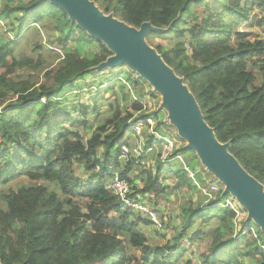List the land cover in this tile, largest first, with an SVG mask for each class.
<instances>
[{
    "label": "trees",
    "instance_id": "trees-1",
    "mask_svg": "<svg viewBox=\"0 0 264 264\" xmlns=\"http://www.w3.org/2000/svg\"><path fill=\"white\" fill-rule=\"evenodd\" d=\"M110 1L120 7L121 21L133 29L148 23L169 37L189 34L191 64L183 68L165 50L159 49V53L167 65L181 70L175 69L217 140L228 145L229 153L264 184V87L255 85L256 78L248 69L249 61L255 64L264 60V42L253 41L250 34L235 33V28L248 22L255 9L243 6L249 0ZM256 1V9L264 12V0ZM0 7V264H178L186 252L182 242L187 238L192 243L206 242L200 254L202 264H243L240 259L244 256L254 264H264L263 232L251 220H244L242 227L253 230L256 240L241 246L243 231L237 238L234 234L236 213L224 207L228 195L219 201H207V196L200 195L202 203L189 204L182 210V229H173L174 240L164 246L150 245L140 228L144 216L122 207L106 188L111 178L107 168L120 169L127 163L122 158L124 145L131 149L129 158L137 159L130 134L131 121L148 118L141 96L135 100L125 94L122 106L115 93V98L107 99L114 102L110 105L112 116L95 130L89 120L91 105L73 102L64 110L57 101H66L67 88L72 89L91 75L118 68L97 69L114 52L50 1L0 0ZM199 9L201 14H195ZM187 16L192 19H185ZM181 24L191 27L181 28ZM259 24L264 27V19ZM33 33L45 37V41H35L33 52L42 50L45 42L48 49L61 54L60 65L47 71L44 83L37 87L14 79L19 68H30L34 63L25 53L17 55L20 42ZM233 35L239 37L235 46ZM10 95L16 97L12 102L8 101ZM138 112L141 114L135 118ZM154 142L156 138L147 135L145 151L152 149ZM188 152L196 156L187 148L174 151L173 156ZM154 153L148 152L140 160L144 165L143 185L137 192L133 187L132 194L150 205L151 196L157 198L165 193L167 178L160 156ZM147 158L154 163H145ZM75 163L92 172V176L86 181L77 178ZM187 164L194 170L195 165ZM126 166L124 171L120 169L122 178L131 184L137 182L138 177L130 178V164ZM173 171L176 189L201 191L184 167ZM194 173L196 182L206 187ZM23 177L35 183L47 180L67 199L62 200L56 191L38 184L1 190ZM74 200L85 204L88 214L84 218L93 222L94 233L79 224ZM200 221L202 228L208 225L216 229L201 233ZM122 236L125 240L118 238ZM135 250H141L143 255L138 258L129 253Z\"/></svg>",
    "mask_w": 264,
    "mask_h": 264
},
{
    "label": "rangeland",
    "instance_id": "rangeland-1",
    "mask_svg": "<svg viewBox=\"0 0 264 264\" xmlns=\"http://www.w3.org/2000/svg\"><path fill=\"white\" fill-rule=\"evenodd\" d=\"M93 2L95 8H97L100 12H102L105 16H111L115 20L121 21V9L114 1L110 0H90ZM17 3L21 2V0H16ZM247 5V8H255L254 11H252L250 15V19L248 22L242 24L241 26H238L235 28L236 31L250 34L251 39L254 40H260L264 42V27L259 24L261 19H264V12L262 10L256 9L258 2L256 0H249L248 2L244 1L243 6ZM2 8L0 7V11ZM202 9H199L195 14L199 15L201 14ZM185 19H192L191 16L185 17ZM1 26H4L1 24ZM181 28H190L191 25L189 24H181ZM30 34V32H29ZM11 37V36H10ZM45 37L40 38L39 36L35 35L33 33L32 37H29L27 40H22L20 42L19 49L17 50L20 57L23 53L33 58V65L32 67H24L19 68L15 74L14 79L16 82H30L35 87L42 85L44 83V75L47 73V71L51 69H56L57 66L60 65V53L57 51H52L48 49L47 44L43 42L44 48L38 52H33L35 41L38 40H44ZM232 45H236V43L239 40V37L236 35L232 36ZM144 41L146 45L152 49L153 51L157 52L158 55L163 59L162 55L159 53V49L165 50L167 53L171 55L172 58L178 59V62H181L183 65V68L187 66L188 64H191L192 61H190V56L192 54V50L190 47L191 43V37L186 35L183 38H175L173 36L169 37L165 35L164 32H148L146 36L144 37ZM45 43V45H44ZM176 51L178 53H176ZM173 54H172V53ZM59 54V55H57ZM185 57H187L185 59ZM264 59V58H262ZM164 60V59H163ZM166 63V62H165ZM167 64V63H166ZM169 66V65H168ZM115 70L112 71H105L103 73H95L88 77L86 81L80 82L76 84L75 87L72 89L67 88L66 94H65V100L62 98H58L57 101L59 103H62V109L68 110V106L71 103H82L87 102L88 105H91V111L89 115V120L91 123V126L95 130L97 127L102 125L105 121L110 119L112 116V112L110 109L111 103H114L112 100H107L109 98H113L114 94L116 93L119 98L120 104L123 106L124 101L122 100L125 94H128L131 96L132 99L136 100V97H140V102L143 104V111L148 113V116L152 120L153 130L157 132L159 136L162 138H168L171 136L175 141H178L177 147L175 149L185 150V148L188 147V142L184 139H182L178 133V130L173 126V124L170 121L169 118V112L164 108L163 104V96L158 93L154 86L150 84L147 80L143 79L139 73L134 71L132 68H130L126 63H122L117 66ZM169 68L174 71L175 75L183 79L178 71H181L177 68H173L172 66ZM178 71H176V70ZM248 69L250 72L253 73V75L256 78L255 85L264 87V60L261 62L257 61L254 64V61L251 60L248 62ZM130 83V84H129ZM186 85V84H185ZM115 98V96H114ZM16 99L12 95L9 96L8 101L12 102ZM141 113H136V116H139ZM157 114V115H156ZM135 116V117H136ZM155 124L157 125L156 128ZM64 126H70L64 125ZM150 127V130H151ZM148 126L146 125L144 128L142 127V133H145V137L149 135ZM159 136H156L157 138ZM155 137V138H156ZM161 139V138H160ZM156 139V142H154V147L152 150H149L151 152H155V155L160 156L161 165L166 168L165 170V176H167L165 181V193L162 194L160 197H155L154 195L151 196L149 201H151V205L153 206V209H156L158 213V218L160 224L159 225H151L150 223L145 222L146 218L144 217L142 221H140V228L142 231L146 233L148 242L150 245H153L154 247L164 246L166 243L174 240L175 234H173V229L177 230V232H180L182 229L181 225V216H182V210L184 207H187L189 204H194V206H198L199 203H202V199L200 198V195H205V192H208V189H210L211 184H216L219 186L220 191L214 196V199L212 200H219V198H222L224 195L226 186L219 181L214 174H212L207 167L202 163L201 159L198 157V154L196 153V156L192 153H186L182 155H178L177 157H174L173 159L169 152L168 148V142H166L163 139ZM83 141L85 142V136H83ZM138 140H133L132 145L133 147H136L138 149V146L136 145ZM158 141V142H157ZM167 143V145L164 144ZM160 145V148H155ZM155 150V151H154ZM101 153V150H100ZM172 154V149L170 152ZM161 154V155H159ZM194 157L196 160L193 162ZM144 157H138L136 160L129 158L127 163L124 164V167H119L121 169V172L124 171V169L127 167L126 164H130L131 171L130 178L133 179L134 177H138L137 182L133 181L131 184L134 187V191H140L143 185L142 180V169L144 165L140 163V160ZM148 159V158H147ZM151 163L153 164L154 161L146 160L145 163ZM187 162L190 163V165L193 167L195 165V168L189 167ZM177 163V164H174ZM75 167V176L82 181L88 180L92 176V172L88 173L84 171V167L76 164ZM187 167L191 174L194 173V171L198 174L199 177L202 178V181L205 183L206 187L203 188L201 186V191L199 190H192L187 189L185 187H182L180 189L175 188V178L173 177L174 174V168H182ZM108 169V168H107ZM120 169H118L120 171ZM97 172H100V169L96 170ZM188 177L190 178L189 173ZM190 174V175H191ZM195 174V173H194ZM260 186L262 187L264 191V184L259 182ZM42 185L47 188L49 191H56L59 194V197H61L62 200L67 199L66 196H63L62 193L59 191V189L54 185L49 183L47 180H41L38 183L31 182L28 178L23 177L21 179H18L14 182H11L8 186H4L1 188V190L8 192L10 188L16 190L21 187H25L28 185ZM195 186V185H194ZM205 190V192H204ZM228 195V199L231 202L230 209L234 207V209L237 211L236 213V219L235 221V238L239 237L238 234L240 231L242 232V238L244 239L241 242V246L244 248L246 243H252L256 240V233L249 229V228H243L242 224L244 220L248 219V212L243 209V207L235 203L236 198L230 194ZM208 197V196H207ZM143 199V198H141ZM211 200V201H212ZM210 201V198L208 197V200ZM203 205H207L205 202ZM1 206L5 208V203L1 202ZM85 204L77 202L74 200V211L76 212L78 209L79 217L78 222L79 224L86 225V230L88 233H94L92 230V221H87L84 216L88 214V210L84 207ZM253 224L260 228V230L263 232L264 230L259 226L256 221L251 220ZM147 223V224H145ZM203 223L200 221L199 228H202ZM207 226V227H206ZM203 226L201 230H199L201 233H207L209 234L211 231H213L216 228H211L208 225ZM193 231L190 232V234L193 235ZM198 233L195 231V234ZM264 235V232H263ZM121 240H125V237H118ZM126 243V242H125ZM184 249L186 252L182 253L183 259L181 262H178V264H202V261L200 259V254L206 249V242L199 241L192 243L189 238L183 240ZM127 250H129L127 248ZM202 251V252H201ZM131 255H135L138 258H140L143 253L141 250H135L129 252ZM241 262L243 264H254L253 260L247 256L242 257Z\"/></svg>",
    "mask_w": 264,
    "mask_h": 264
},
{
    "label": "water",
    "instance_id": "water-1",
    "mask_svg": "<svg viewBox=\"0 0 264 264\" xmlns=\"http://www.w3.org/2000/svg\"><path fill=\"white\" fill-rule=\"evenodd\" d=\"M68 13L91 36L104 42L114 56L97 69L116 68L126 63L140 76L150 82L163 96V106L169 112L173 126L180 137L188 142L187 149L198 154L202 163L225 186L224 195L236 198L264 230V191L231 155L228 145L220 143L212 128L207 125L199 105L185 85L157 52L150 49L144 37L148 32H165L144 23L133 29L122 21L105 16L90 0H47ZM264 232V231H263Z\"/></svg>",
    "mask_w": 264,
    "mask_h": 264
},
{
    "label": "built area",
    "instance_id": "built-area-1",
    "mask_svg": "<svg viewBox=\"0 0 264 264\" xmlns=\"http://www.w3.org/2000/svg\"><path fill=\"white\" fill-rule=\"evenodd\" d=\"M136 117L138 118V116H136ZM151 119L148 116V118L146 120H135V122H133V123L131 121V125L133 126V132L130 134V136L132 137L133 140H138L136 143V145L138 146V149H136V147H133L134 149L132 150L133 153L135 154L136 158L145 157L148 152H151L149 150L145 151V143H146V137L147 136L145 137L146 134L142 133V127L144 128L147 125L149 128L148 130L150 131L149 134H152L154 137L159 136L157 134V132H155L153 130V127H151L152 120H153V119L152 120ZM156 126L157 125L155 124L154 128H156ZM150 127H151V130H150ZM170 137L171 136H169L168 138H165V139L162 138L161 136H159L158 138L156 137V139L161 138V139L165 140L166 142H168L169 152L171 149L173 150V147H174V140L173 139L170 140ZM128 139H129V135H128ZM150 150H152V149H150ZM169 152H168V154H170L172 156L173 154H171ZM130 154H131V149L129 148V145H127V144L124 145L122 147V158L127 161ZM184 169L187 171V173H189V176L194 181L195 186L200 189L201 185H199V183L196 182L195 174L194 173L191 174V172L189 171V169L187 167H185ZM108 173L111 174V178H108V180L106 182V188L110 193H112L117 198V200L121 203L122 207H124L126 209H131L132 211H135L136 213L141 214L142 216L149 218L153 224L159 225L161 221H159L158 213H157L156 209H153L152 206L148 203V201L146 199H141V198H137V197L132 196L133 186L131 185V183L128 180L122 178L121 172L118 169L108 168ZM209 188L210 189H208L207 193L205 192V190H204V192L210 198V200H212V199H214V196L220 191V189H219V186L216 184H211ZM216 201H219V200H216ZM230 205H231V202L227 198L225 201L224 207L229 208ZM232 210H234L235 213H237V211L234 209V207H232Z\"/></svg>",
    "mask_w": 264,
    "mask_h": 264
},
{
    "label": "crops",
    "instance_id": "crops-1",
    "mask_svg": "<svg viewBox=\"0 0 264 264\" xmlns=\"http://www.w3.org/2000/svg\"><path fill=\"white\" fill-rule=\"evenodd\" d=\"M172 139H173V138L170 137V140H172ZM173 140H174V139H173ZM164 144L167 145V143H165V142H164ZM177 144H178V141H175V140H174V147H173V150H172V154H174V151H176V150H181V148H180V149H175V148H178V147H177ZM153 147H154V146H153ZM155 148H160V145H159V146L156 145ZM154 151H155V150H154ZM180 155H182V154H180ZM174 157H177V156H173V155H172V156L170 157V159H171V158L173 159ZM174 164H177V163H174Z\"/></svg>",
    "mask_w": 264,
    "mask_h": 264
}]
</instances>
